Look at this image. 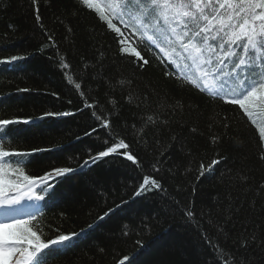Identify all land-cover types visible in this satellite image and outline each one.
<instances>
[{
    "label": "trees",
    "instance_id": "trees-1",
    "mask_svg": "<svg viewBox=\"0 0 264 264\" xmlns=\"http://www.w3.org/2000/svg\"><path fill=\"white\" fill-rule=\"evenodd\" d=\"M127 34L129 43L135 41ZM120 47L116 34L79 0H0V60L25 57L0 64V118L34 121L15 126L6 140L21 151L50 149L35 154L25 174L76 169L53 176L48 191L35 189L47 201L45 213L30 223L42 240L85 230L71 245L46 249L41 264H119L124 256L129 257L124 264H223L209 240L236 260L264 264L257 244L247 250L239 246L240 237L253 233L264 240L258 130L236 107L166 77L168 69L153 53L142 51L150 63L141 68L142 61L121 54ZM61 58L69 68L62 67ZM81 92L94 108L85 107ZM173 105H178L175 114ZM93 111L109 120V128ZM46 112L71 115L39 119ZM148 115L159 120L146 123ZM213 136L219 137L215 143ZM119 139L129 147L91 162L90 156ZM125 154L134 155L140 166ZM217 159L220 163L201 176L200 165ZM237 172L249 177L247 184L233 185L230 178ZM145 175L163 190L136 196ZM228 193L242 207L226 221ZM109 209L115 211L100 221Z\"/></svg>",
    "mask_w": 264,
    "mask_h": 264
},
{
    "label": "snow or ice",
    "instance_id": "snow-or-ice-1",
    "mask_svg": "<svg viewBox=\"0 0 264 264\" xmlns=\"http://www.w3.org/2000/svg\"><path fill=\"white\" fill-rule=\"evenodd\" d=\"M36 2L37 0H32L33 4ZM79 3L86 9L93 10L99 20L116 34L121 54L142 61L139 65L141 68L150 63L142 55V51L146 50L153 53L156 60L168 69L164 73L166 77L175 79L181 86L194 88L214 102L221 101L236 107L242 117H246L258 130L262 149L258 158L264 162V0H79ZM35 19L39 24L41 16L37 14ZM126 32L134 35L136 40L129 43ZM24 59V56L13 55L7 60H0V64H12ZM61 65L65 69L69 68L63 58ZM68 80L75 83L77 90L81 89V84L74 82L70 75ZM19 91L28 92L29 89L21 88ZM81 97L85 100L86 108H94V105L87 102L83 92ZM177 106H171L173 114ZM69 115L71 113L68 112H46L39 119ZM92 115L101 121L104 128H109L110 122L106 117L98 115L96 111ZM158 120L159 117L155 115L146 117V123L156 124ZM167 122L163 121L165 124ZM33 123L29 119L0 118V208H14L24 198L42 200L43 197L35 192L38 186L41 191H48V181L53 176L64 177L76 171L65 166L55 167L39 177L25 174V167L35 162V154L45 153L50 149L21 151L7 142L6 138L14 131L15 126ZM224 127L227 128L228 125L224 124ZM218 140V136H213L214 143ZM128 147L123 139H119L118 143L90 156V160L95 163L110 154L119 155L118 149ZM125 155L127 160L140 166L134 155ZM88 163L86 160L84 165ZM219 163L218 159L208 166L202 163L200 175L203 176L205 171L211 172ZM153 167L154 171H159ZM230 179L233 185L237 181L247 184L249 177L237 172ZM153 189L163 190L157 179L145 175L135 195L140 196ZM258 189L259 193L264 194V183ZM247 191H252L250 186ZM226 199L224 212L227 221L240 211L242 205H236L238 198L231 193L227 194ZM252 204L255 205V200ZM116 207L119 208L120 205ZM113 211L115 210L109 209L98 219L104 220ZM185 215L189 221L193 220L194 213L191 209L186 210ZM34 219L32 216L28 219L0 221V264H41V253L45 249H60L71 245L85 231L81 229L79 233L59 234L45 242L30 226V220ZM92 227V224L88 225V228ZM208 243L223 264H249L243 258L236 260L233 254L219 248L212 241L209 240ZM253 243L264 250V240L257 238L255 233L239 238V246L245 250ZM126 260H129L128 256H124L119 264H124Z\"/></svg>",
    "mask_w": 264,
    "mask_h": 264
}]
</instances>
